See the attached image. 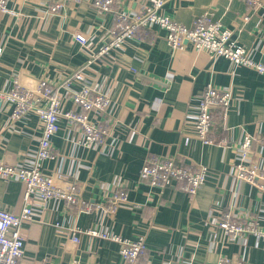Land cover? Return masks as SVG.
Segmentation results:
<instances>
[{"label":"crops","instance_id":"crops-1","mask_svg":"<svg viewBox=\"0 0 264 264\" xmlns=\"http://www.w3.org/2000/svg\"><path fill=\"white\" fill-rule=\"evenodd\" d=\"M65 0H6L14 16L0 13V94L17 79L33 89L39 80L55 86L81 70L89 84L106 94L110 105L105 117L91 115V122L106 120L108 134L99 148H83L78 127L60 120L52 138L54 159L43 163L45 174L60 173L76 184L90 212L50 200L43 207L32 198L36 216L22 226L24 254L17 264H124L119 245L80 235L75 244L68 229L105 230L134 240L144 237L145 253L139 264H215L220 257L243 264H264V240L243 235L229 240L218 229L223 213L237 221L251 220L264 227V192L232 176L235 147L244 134L255 138L250 162L264 168V76L227 59H211L186 45L175 50L158 27L140 30L85 66L92 53L105 46L114 28V13L137 12L147 0H113L109 13H97L90 2ZM64 4L55 13L50 8ZM163 13L190 26L207 14L211 21L233 32L232 39L255 62L264 64V0L250 7L247 0H165ZM246 18V20H244ZM82 34L86 48L75 41ZM230 89L232 101L224 119L219 109L211 111L213 124L204 145L193 130L196 106L204 89ZM72 90L80 88L79 83ZM62 109L71 108L62 94ZM41 134L34 112L11 120L0 105V165L28 168ZM224 144V145H223ZM223 145V146H222ZM172 157L187 166L203 165L204 185L194 197L182 192V182L163 190L139 181L147 158ZM121 184L126 203L115 214L98 205L106 203L115 185ZM24 186L0 179V209L18 213L23 205Z\"/></svg>","mask_w":264,"mask_h":264},{"label":"built area","instance_id":"built-area-1","mask_svg":"<svg viewBox=\"0 0 264 264\" xmlns=\"http://www.w3.org/2000/svg\"><path fill=\"white\" fill-rule=\"evenodd\" d=\"M67 3L80 4L84 0H65ZM165 0H147L137 12H115L114 28L109 42L95 53H92L85 66L102 56L108 55L111 49L120 48L128 39L137 37L140 30L158 27L165 32L167 43L175 50H184L186 45L197 52L205 53L209 58L222 57L235 67H243L264 76V64L255 62L249 53L232 39L233 32L222 28L219 22L211 21L207 14L195 18L190 26H185L171 20L163 13ZM113 0H92L90 5L99 14L109 13ZM64 4H56L50 8V13L57 12ZM250 7L258 6L259 0H247ZM0 13L14 16V12L6 8V0H0ZM246 20V18H244ZM74 39L81 47L86 48L89 40L82 34H75ZM1 54V49H0ZM79 83L80 88L72 90V85ZM62 94L68 96L71 108L62 109ZM1 104L10 111L11 120H18L28 112H34L40 123L41 134L33 152L28 168L0 165V179L13 180L23 184V205L18 213L0 209V264H17L24 254V238L22 226L31 222L36 216L31 199L37 198L45 207L50 200H62L67 207L77 208L79 212H90L92 205L80 199L76 184L56 172L45 174L43 163L54 159L51 140L60 130V120L78 127L82 133L79 141L81 147L99 148L108 134L106 120L91 122V115L105 117L110 105L109 97L97 92L86 80L81 70L64 78L60 84L49 85L45 80H39L33 89L21 86L17 79L12 82L8 92L0 94ZM232 101L230 89H217L207 86L196 106L193 130L196 138L204 145L213 144L208 137L213 124L211 111L219 109L222 119L229 110ZM255 138L244 134L235 147V161L232 164V176L237 182L247 183L259 192H264V168L250 162L251 146ZM264 148V135L260 139ZM224 145V144H223ZM222 145V146H223ZM207 170L201 165L187 166L172 157L147 158L139 171V181L152 188L163 190L182 182L180 189L189 197H194L204 185ZM126 203V193L121 184L115 185L106 203L96 206L106 214L116 213L119 205ZM95 208V207H94ZM65 234L72 243H79L80 235L108 240L119 245V255L124 264H139L145 253L144 237L134 240L119 237L105 230H79L71 228ZM218 229L229 239L236 240L243 235H251L264 240V227L255 221H237L232 213H223L217 224ZM71 264H80L72 260ZM215 264H243L239 259L220 257Z\"/></svg>","mask_w":264,"mask_h":264},{"label":"water","instance_id":"water-1","mask_svg":"<svg viewBox=\"0 0 264 264\" xmlns=\"http://www.w3.org/2000/svg\"><path fill=\"white\" fill-rule=\"evenodd\" d=\"M0 105H1V100H0Z\"/></svg>","mask_w":264,"mask_h":264}]
</instances>
